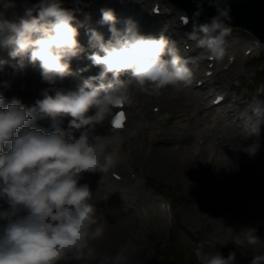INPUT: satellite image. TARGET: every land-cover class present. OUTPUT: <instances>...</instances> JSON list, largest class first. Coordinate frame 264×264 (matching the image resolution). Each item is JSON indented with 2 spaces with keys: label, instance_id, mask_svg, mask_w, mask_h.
<instances>
[{
  "label": "clouds",
  "instance_id": "clouds-1",
  "mask_svg": "<svg viewBox=\"0 0 264 264\" xmlns=\"http://www.w3.org/2000/svg\"><path fill=\"white\" fill-rule=\"evenodd\" d=\"M15 7L16 0H0V50H8L19 61L0 60V264L69 260L127 264L125 248L112 256L100 253L96 242L105 236L107 222L98 211L97 192L81 181L85 174L108 173L126 159L121 152L125 137L101 134L99 129L105 124L113 130L123 126V108L134 102L130 82L152 96L168 88L180 92L195 78L196 59L183 55L177 42L163 33L141 34L131 19L118 28L120 21L110 8L101 9L99 21L108 26L110 38L89 28L85 48L78 39L84 26L77 19L79 9L64 7L63 0H38L25 4L22 15L9 18L8 11ZM217 11V16L197 26L192 37L199 33L197 47L209 59L223 62L231 58L227 38L232 28L225 23L230 19L228 9L218 7ZM82 55L100 68L99 74L72 89L58 86L73 77L71 61ZM25 61L38 64L41 82L48 85L31 107L18 98L6 103L4 95L12 79L23 72ZM129 74L130 79H121ZM262 97L264 89H258L245 106L257 124L264 123ZM49 118L52 131L36 126ZM64 118H70L66 129L58 123ZM135 134L136 129L128 132ZM257 147L247 149L249 155ZM150 207L161 215L170 211L167 202ZM229 230L235 245L264 249L257 228ZM217 243L196 244L198 264H236V252L225 258ZM250 264H264V251L254 255Z\"/></svg>",
  "mask_w": 264,
  "mask_h": 264
},
{
  "label": "rangeland",
  "instance_id": "rangeland-1",
  "mask_svg": "<svg viewBox=\"0 0 264 264\" xmlns=\"http://www.w3.org/2000/svg\"><path fill=\"white\" fill-rule=\"evenodd\" d=\"M98 0H64L66 4L71 5L73 9H79L80 13L77 15V19L87 21L93 29L99 31L104 35L107 40L110 38L109 28L106 31L98 29V25L93 16H90V12L97 15L98 9H96ZM103 5L112 3V0H101ZM136 1L138 9L135 8ZM152 0H120L119 5L109 6L114 10L117 19L120 23L117 27L122 29L124 22L131 19L134 21L141 32L144 35L145 28H150L147 24V18L151 10ZM164 10L167 14L164 15L161 21H164L163 25L158 27L155 31V36L162 34V29L165 25L176 24V16L181 11L177 6L173 5L170 1L162 2ZM115 4V3H114ZM120 7L122 11L121 15H117L116 9ZM133 8V10H131ZM131 12L129 13V11ZM19 10L16 8L10 9L7 13L9 18L19 16ZM14 15V16H13ZM124 16V17H123ZM89 17V19H86ZM210 21V20H209ZM208 22V21H205ZM205 22L193 21L190 27L196 28L199 24ZM230 27V26H229ZM232 31L228 36L229 50L237 49L240 55H243L245 45H248L250 38L249 32L243 27H231ZM81 32V28L79 29ZM190 34L186 30L179 32L178 36L183 38ZM199 34V33H197ZM170 39L177 42L172 36H168ZM235 44L236 48H230ZM197 45V44H196ZM197 46H195L196 48ZM204 50H200L203 52ZM206 53L202 54V58ZM264 56V45L256 53L241 58L229 69L227 73H233L234 76L228 82V78L224 76L225 91L233 99H238L242 104H247L257 93L258 89H264V76L260 75L261 60ZM242 57V56H241ZM10 58L9 54L0 51V60ZM195 58V59H202ZM6 71L11 72V68H6ZM23 76L19 82V86L23 88L25 93L21 95L20 99L25 106H29L25 102L24 96L31 97L32 93L37 92L39 99L42 98L40 93L48 85L41 82L39 75V66L27 68V64H24ZM228 75V74H227ZM80 76L74 74L73 77L66 79L62 86L67 89H72L75 85L81 82ZM241 84L236 89L233 86ZM195 94V90L192 89V84L187 88L182 89L180 92H176L172 88H168V92L172 98L166 97L164 100L161 96L155 97L146 106V112H150V105L158 103L161 106L162 113L159 120L138 116L136 121H141L145 126L144 132L138 139L124 140L121 145V152L125 157H135L141 151L149 149L155 145L158 140V136L166 137L170 130L180 127L185 128V133L192 134V137L203 136L208 141L207 147H203L200 150L195 149V145L192 139L187 143H183L178 153H182L178 158V162L173 165H166L165 167L158 164L153 166V169L147 168L145 165L142 169V175L138 176V182L143 185L141 188L135 187V182H122L114 181L110 177L109 172L103 174H95L87 177L84 183H90L100 178H106L114 181L113 184H108L114 188L115 192L108 194L109 199L97 200L98 211L105 217L107 222L105 235L109 231H112L115 239V246L101 247L100 240L96 242L97 246L102 251V255L112 256L115 255L120 249H127L129 257L128 264H143L150 260L153 256H156L159 261H163V253L161 250L165 247L168 239L173 235L178 243H184L185 245H191L190 252L186 251L180 258L182 264H196L194 248L202 240L218 241L217 248L224 247L233 241V233L229 229L239 231L242 227H255L258 229V235L264 239V156L260 159L255 158L257 151H261V147L264 143V123L257 124L255 121L254 128H251L250 134H255L260 129V136L256 137L257 150L254 155H249L247 151V144L244 145L239 138L236 127H232L233 124L239 125L237 120H234L232 116H226L223 112H220L221 121L219 123L207 122L204 118L203 112L199 111L201 107L190 96H187V92ZM198 92V91H197ZM199 93V92H198ZM13 98L5 95L6 103L11 102ZM264 98V97H262ZM159 100V102H155ZM187 104H191L187 106ZM132 107L130 108V111ZM131 113V112H130ZM140 113V111H139ZM251 116V115H250ZM135 116L132 118L134 119ZM171 117V118H170ZM146 118V119H145ZM254 119V117H252ZM70 118L63 119L60 122V126L67 128ZM197 122H199L197 124ZM184 129V130H185ZM103 130V127L99 131ZM198 130L202 134L198 133ZM247 132L246 130H241ZM240 131V132H241ZM160 134V135H158ZM113 135H121L116 133ZM254 146V145H253ZM125 163H122L117 168L110 170L116 173H122ZM136 171V170H135ZM90 178V179H89ZM147 180V184L145 181ZM125 188L129 190L128 198L120 195V189ZM261 187V188H260ZM136 190H135V189ZM165 194L168 198L172 196L176 197H188L183 202L173 204L174 214L178 218V228L174 226V219L169 220V217L164 216V223L158 227L152 226L153 218L150 216L154 212V208L151 205L159 203L161 195ZM263 199V201H258ZM258 205L260 211L251 217L248 213L251 210V206ZM152 210V211H151ZM150 216H149V215ZM149 216V219H148ZM224 246H220V245ZM235 245V244H232ZM148 247L141 255H135L138 248ZM236 248V247H235ZM261 250H255L249 247H240L239 262L244 261L243 257L252 253L258 254ZM155 251V253H154ZM175 254H171L169 259L175 260ZM77 264H97L93 260H76Z\"/></svg>",
  "mask_w": 264,
  "mask_h": 264
},
{
  "label": "bare ground",
  "instance_id": "bare-ground-1",
  "mask_svg": "<svg viewBox=\"0 0 264 264\" xmlns=\"http://www.w3.org/2000/svg\"><path fill=\"white\" fill-rule=\"evenodd\" d=\"M102 2L101 0H98L97 3V7L96 9H98L99 11H97V15H94L93 13H89L90 16H93L97 25H98V29L106 31V28H108L107 25H101L99 23V21L101 20V9L103 8H109V6H113V5H119L120 0H112V3H109L107 5L102 6ZM115 3V4H114ZM137 1L135 4V8L134 9H138L137 5ZM131 10H133V8H131ZM131 10L129 11V13L131 12ZM116 13L117 15H121L122 11L120 10V7H118L116 9ZM14 16V15H13ZM124 17V16H123ZM162 18L157 19V20H150L149 19V23L148 26L150 28H145V33L144 35H153L155 36V31L158 27H160L164 21H161ZM183 28L178 27L177 25H165L163 27V31L165 34H169V35H173V38L175 40H177L178 42H180L183 38L178 36V33L180 32H184L181 31ZM79 41L82 45L85 44V41L83 40L82 36H79ZM232 47L230 48H236V45L233 44L231 45ZM249 47V46H248ZM248 47H246L244 50H246ZM200 48H194V50L192 51L191 58H199L200 57ZM256 50V49H255ZM1 51V50H0ZM3 53L8 54V50H2ZM232 56H234V59L232 61V63L228 66H223V64H221L220 66L217 65L218 67L216 68V71L218 73V76L216 77L215 80L210 81V79L207 78V80H203L202 84L209 86V88L212 87H217V88H221L222 86V82L220 80V76L219 74H223L226 78L229 79V81L233 78L234 76V72L233 73H227L229 71V67L234 65L237 61H240V59H243V56L239 54V52L237 51V49H231ZM242 56V57H241ZM86 57V55H83L81 58ZM81 58H74L71 61V65L75 64V62H77V60H81ZM2 60V59H1ZM4 61H7L9 64H18L19 61L17 60H13L11 57L10 58H5ZM27 62V61H25ZM226 62H227V58H226ZM199 63L202 64L203 60L196 59V67L199 66ZM225 64V63H224ZM222 66V67H221ZM8 69V68H7ZM228 74V75H227ZM25 76L23 74H18L15 76L14 79H12L11 77H8L10 79H12V86L11 88L8 90V96L10 97H17L20 98L21 95H23L25 93V91L23 90V88H21L19 86V82L22 80L21 78ZM125 79L128 80L130 79V74L129 75H124ZM3 78V77H0ZM203 85L200 87L202 88ZM218 85V86H216ZM130 89L133 92V99L134 102L132 104V106H136L140 113H136L134 116V119L138 116H143V117H148V112H146V106L148 103H150V101L152 99H154L155 97L158 96H152L143 92H140L137 88V86L135 85L134 81H131L129 84ZM196 93L193 94L192 91L191 92H187L186 95L190 96L192 99H194L195 103H198V106L202 108L199 110L200 112H203V116L205 119H207V122H216L219 123L221 121V115L218 113H214L215 109L213 108V106L210 104L209 106L206 103V97L201 93H198L197 91H195ZM33 96L28 97L27 95L24 96L25 98V102L29 104V107H31L32 105H34L35 101L37 99H39L38 93L34 92L32 93ZM4 95H7L4 93ZM166 97H169L170 99L172 98V96L164 91L162 93V98L165 100ZM214 97L211 98V103L213 101ZM229 100H227V103L231 104V110L229 111L230 116H232L234 118V120H237L239 122V125H236L234 123L232 127H236L239 135L241 136L240 141L248 146L247 149H249L250 147H252L253 145L256 144V137L257 135L260 136V129H258L256 132H254L255 134H250L248 133L249 131L252 132L251 128H254V124H255V119L252 118V116H250L251 114L246 111V104H242L239 103L240 101L238 99H236L237 101H233L234 99H232L231 97L228 98ZM191 104H187V106H190ZM145 118V119H146ZM67 119V118H64ZM63 120V119H62ZM61 120L58 121V123L60 124ZM199 122H197L198 124ZM52 124L53 121L49 118V119H43V120H39L37 121L36 126L45 130L46 132L48 131H52ZM140 129L142 128V125L140 124ZM133 126H131L132 128ZM137 129V130H140ZM241 130H246L247 132H243ZM186 129L184 130L183 128L180 127H176L172 130L169 131V133L167 134L166 137H159L158 136V140L155 142V145L150 147L149 149H146L144 151H141L140 153H138V155H136L135 157H126V159L124 160L123 163L124 164V168L126 167H131L134 168L137 172H141L142 169L144 168L143 165H145L147 168L149 169H153V166L155 165H162V166H166V165H175L178 162V158L181 156L180 153H178V149L179 147L183 144V143H187L190 139H194L195 137H192V134H187L185 133ZM241 131V132H240ZM198 133L202 134V132L200 130H198ZM103 134V133H102ZM104 134H107L106 130L104 132ZM160 135V134H158ZM125 137V136H124ZM256 159H260V157H263L264 154L261 151H257V153L254 155ZM127 178V177H126ZM129 180V179H128ZM108 182H110L109 179H107L106 181H104V184H107ZM81 183H83V181H81ZM96 184H98L97 182H95ZM105 185H103L102 187H104ZM128 194H129V190H126L124 187L120 189V195L122 197L126 196L128 198ZM258 201L260 203V201H263V199H259ZM259 204L257 205H253L251 206V210L248 213V216L251 217L252 215H255L257 212L260 211V208L258 207ZM152 211V210H151ZM149 215V214H148ZM153 216H150L153 218V224L152 226L154 227H158L160 226L162 223H164V216L161 215L159 213L158 210H154V212H152ZM148 216V219H149ZM115 237L112 231H109L108 233H106V235L100 240V248L101 247H106V246H111V248L113 246H115ZM100 248L98 247V249L100 250ZM147 250V247L144 248H138L135 255L133 253V256L136 255H141L143 254L145 251ZM102 253V251H100ZM129 260V259H128ZM128 264V262H127Z\"/></svg>",
  "mask_w": 264,
  "mask_h": 264
},
{
  "label": "water",
  "instance_id": "water-1",
  "mask_svg": "<svg viewBox=\"0 0 264 264\" xmlns=\"http://www.w3.org/2000/svg\"><path fill=\"white\" fill-rule=\"evenodd\" d=\"M32 4L38 0H30ZM190 17L204 21L218 15L217 8H227L232 26H243L264 42V0H170ZM199 13V15H196ZM145 264H180L176 262H157L155 259Z\"/></svg>",
  "mask_w": 264,
  "mask_h": 264
},
{
  "label": "trees",
  "instance_id": "trees-1",
  "mask_svg": "<svg viewBox=\"0 0 264 264\" xmlns=\"http://www.w3.org/2000/svg\"><path fill=\"white\" fill-rule=\"evenodd\" d=\"M261 74L264 75V71ZM174 201L175 202H179V201H181V198H179V197L175 198ZM240 247H241L240 245H232V244H230L228 246L223 247L221 253L226 258L227 255L229 254V252L235 251L236 252V256H237V263H238L239 262V256L238 255L240 254L239 251H238V248H240ZM168 248H169V252H172V251L176 252L177 251V252H180V253L184 254L186 251L190 252L191 245H185L184 243H178V242H173V243L170 242L169 245H168ZM262 251H264V250H262ZM254 255H256V253H252V254H250L248 256L243 257L244 261L242 263L240 262V264H250L251 258ZM195 260H196L195 263L198 264L196 257H195Z\"/></svg>",
  "mask_w": 264,
  "mask_h": 264
}]
</instances>
